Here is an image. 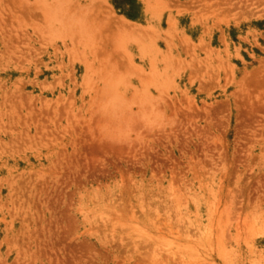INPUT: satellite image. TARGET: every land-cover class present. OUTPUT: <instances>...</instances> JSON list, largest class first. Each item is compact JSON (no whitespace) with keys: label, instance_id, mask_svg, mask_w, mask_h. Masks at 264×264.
Returning a JSON list of instances; mask_svg holds the SVG:
<instances>
[{"label":"rangeland","instance_id":"1","mask_svg":"<svg viewBox=\"0 0 264 264\" xmlns=\"http://www.w3.org/2000/svg\"><path fill=\"white\" fill-rule=\"evenodd\" d=\"M0 264H264V0H0Z\"/></svg>","mask_w":264,"mask_h":264},{"label":"bare ground","instance_id":"2","mask_svg":"<svg viewBox=\"0 0 264 264\" xmlns=\"http://www.w3.org/2000/svg\"><path fill=\"white\" fill-rule=\"evenodd\" d=\"M125 100V99H124ZM135 100V99H134ZM133 101V100H132ZM129 103V102H128ZM122 104V106H123V103H121ZM118 105V104H117ZM127 105V104H126ZM139 106V105H138ZM123 107H125V106H123ZM114 108H116V107H114ZM118 108V107H117ZM112 110H114V109H112ZM111 110V111H112ZM121 110V109H120ZM117 112H118V110H117ZM129 112V111H128ZM120 113H121V111H120ZM132 113V115L134 114L133 112H131ZM129 114V113H128ZM127 114V115H128ZM110 115V114H109ZM127 115H125V116H127ZM130 115V114H129ZM111 116V115H110ZM117 116H118V113H117ZM113 117V116H112ZM114 117H116V116H114ZM132 117V116H131ZM122 119V118H121ZM130 119V118H129ZM110 120V119H109ZM119 120V119H118ZM133 120V119H132ZM119 121H121V120H119ZM125 121V120H124ZM123 123V122H122ZM121 127H122V125H121Z\"/></svg>","mask_w":264,"mask_h":264}]
</instances>
